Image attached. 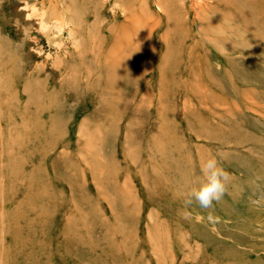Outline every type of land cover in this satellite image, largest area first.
Here are the masks:
<instances>
[{
    "label": "rangeland",
    "instance_id": "374dc122",
    "mask_svg": "<svg viewBox=\"0 0 264 264\" xmlns=\"http://www.w3.org/2000/svg\"><path fill=\"white\" fill-rule=\"evenodd\" d=\"M0 264H264V0H0Z\"/></svg>",
    "mask_w": 264,
    "mask_h": 264
},
{
    "label": "clouds",
    "instance_id": "9594fccd",
    "mask_svg": "<svg viewBox=\"0 0 264 264\" xmlns=\"http://www.w3.org/2000/svg\"><path fill=\"white\" fill-rule=\"evenodd\" d=\"M202 181L198 186L184 194L183 203L185 209L194 203L200 209H210L214 202L218 203L224 196L227 189V182L231 174L222 166L216 155H209L200 163ZM186 215H189L187 211ZM208 220L217 222L218 217L209 212Z\"/></svg>",
    "mask_w": 264,
    "mask_h": 264
}]
</instances>
